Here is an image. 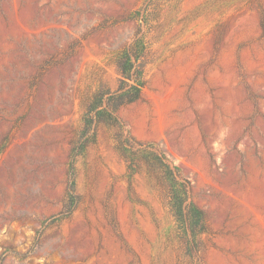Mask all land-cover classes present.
Wrapping results in <instances>:
<instances>
[{
	"label": "rangeland",
	"instance_id": "374dc122",
	"mask_svg": "<svg viewBox=\"0 0 264 264\" xmlns=\"http://www.w3.org/2000/svg\"><path fill=\"white\" fill-rule=\"evenodd\" d=\"M139 26L147 84L119 115L191 181L208 217L195 264H264V0H0V264H189L114 127L71 157Z\"/></svg>",
	"mask_w": 264,
	"mask_h": 264
},
{
	"label": "trees",
	"instance_id": "16d2710c",
	"mask_svg": "<svg viewBox=\"0 0 264 264\" xmlns=\"http://www.w3.org/2000/svg\"><path fill=\"white\" fill-rule=\"evenodd\" d=\"M148 1L151 3L155 0ZM150 59L151 50L142 26H139L135 38L115 57L117 86L111 88L101 83L85 103L82 134L71 149V157L74 159L82 147L93 140L98 125L114 127L116 148L124 158L128 172L133 174L144 167L155 178L165 195L178 234L185 242L184 254L189 264H195L201 250V236L208 231V217L205 210L192 200L191 181L156 144L140 142L130 135L119 115L123 107L142 99ZM74 175L72 165L68 182V193L72 200L77 197Z\"/></svg>",
	"mask_w": 264,
	"mask_h": 264
}]
</instances>
